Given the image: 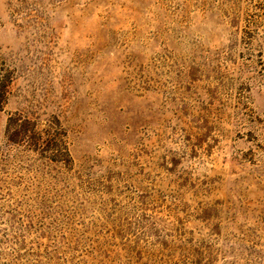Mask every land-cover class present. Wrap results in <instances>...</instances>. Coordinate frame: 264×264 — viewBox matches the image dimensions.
I'll return each instance as SVG.
<instances>
[{
	"label": "rangeland",
	"instance_id": "374dc122",
	"mask_svg": "<svg viewBox=\"0 0 264 264\" xmlns=\"http://www.w3.org/2000/svg\"><path fill=\"white\" fill-rule=\"evenodd\" d=\"M0 264H264V0H0Z\"/></svg>",
	"mask_w": 264,
	"mask_h": 264
}]
</instances>
